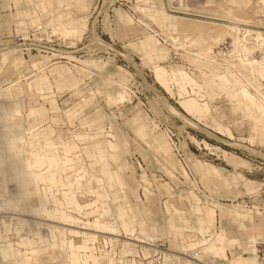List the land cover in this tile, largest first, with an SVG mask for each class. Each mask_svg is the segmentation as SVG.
<instances>
[{
  "label": "rangeland",
  "instance_id": "1",
  "mask_svg": "<svg viewBox=\"0 0 264 264\" xmlns=\"http://www.w3.org/2000/svg\"><path fill=\"white\" fill-rule=\"evenodd\" d=\"M82 1L81 4L84 5H81V9L69 7V9L64 10L59 3H57V0V4L55 5L57 7L56 10V8L54 9L55 6L52 7L50 0H44L45 5L42 10L39 0H21L18 4L14 0H0V137L7 125H9L8 121H6V117H15V122L21 123L28 129L32 124L44 121L45 127L50 126L56 131L55 134L47 137L46 142H50L47 147L50 146L53 148V152L51 151L52 154L61 157L60 151L62 149H54L59 147L56 140L58 134L62 137L64 136V139H68L69 136L73 139L75 134L82 132L84 135H77L75 138L76 141H82L83 139L95 140L97 136L100 140H104V145L109 141H113L111 137L112 134H117L122 142H129L126 151L120 154L117 162L111 159L116 153L110 154L111 149L109 147H106L105 154L98 152L99 156H107L105 163L102 164L93 154H87V152H85L84 148L86 145L82 142L77 143V145L83 148V154L78 153V155L82 154L81 158L79 156L81 160L78 165L80 168H83V165L86 166V169L92 174H101L103 167L106 165H110L112 172H115L120 168L123 162H128L124 167L126 172L121 173L126 193L119 194L120 199L118 203L110 202L112 213L108 212V216L101 217L98 215L100 213L99 210V213L95 215L96 217L94 219L102 218L101 221L105 224L114 226L119 230L120 226L117 225V223L120 224V220H118V208L124 207L127 211L126 219L130 223L133 224L134 219L137 218L138 223L144 222L146 227L144 226L141 228L140 226H134V228L137 229L135 234L132 226L128 228V233L125 234L123 231V236L135 237L136 235V237L141 238L140 240H143L146 238L143 237V235H147L144 233L151 231L152 236L166 243L169 249L168 262L170 264H190V261H197L204 264H227L220 260L214 262L212 257L205 256L204 250L206 247H203L199 251L198 249L186 245L183 251V243L190 242L191 238L179 234L171 235L168 231H170L172 227H177L179 229H185L178 230L174 228L178 233H184V231H186V233L196 235L197 238L208 237L210 235V237H213L212 243H216L214 240L216 237V228L217 231L226 230L231 236L241 241V245H237L233 253L242 254L245 248L249 246V244L246 243L249 239L247 235L249 232L241 230L237 222L228 218L222 220L218 218L216 227L215 220L210 221V225L201 227L200 216L203 206L209 205L211 210L217 211L213 203L216 202L241 204V210L252 211L253 217L257 223L261 219L264 220V215L262 217L257 215L258 210L255 209V207L259 206L264 212V137L262 135V130H264V119L261 118L264 117V103L261 102V99L255 96L253 92H250V90L248 91L244 87L243 81L233 71L228 70L223 73L212 71L208 79H200L203 83L211 84L207 99L210 103L212 112L208 120L209 122L207 120L198 121L196 118L189 115L186 116L185 112L178 105L179 96L177 94L174 96L168 94L155 81L151 66L155 62H161L156 59L157 54L155 52L151 54L154 58L150 57V59H152L154 63L150 65L148 60L142 57L136 49L129 45L135 37L139 36L142 38L145 36V28L134 20L132 31L130 28H127L126 31V28L117 21L118 11L124 12L128 16L132 15L126 8H116L113 14H110L109 10L111 9L109 8V4L112 0ZM84 1L87 2L84 3ZM227 1L228 0H162L161 5H164L167 10L168 7H170V15L185 18L186 21L188 19L187 22L194 20L202 21L203 23L200 25H207L209 23L211 26L208 24V27H204L207 29H218L220 34L223 25H227V23H220L209 18L212 17L214 13L212 11L209 13L207 10L213 8H206L205 6L211 4L217 7H225ZM236 1L237 0H230L229 4H231V2L236 3ZM250 1L251 5L249 7L248 5L243 6L245 7L244 9L247 10L241 9L240 14L244 16L240 14H238V16L240 15L239 17L251 19L255 25L263 26L264 0H262L261 3L259 0ZM85 4L89 6L87 7ZM137 6L138 5L135 4L134 1H132V5L130 4V7L135 12L137 11ZM23 10H34L38 15H41L36 19H32L33 22L37 20L36 24H33L32 21L30 23L29 17L18 15V11ZM47 11L51 16L46 15ZM70 11L73 17L75 15L84 16L88 19V29L82 34V37H79L81 34L77 36V38H74L75 36L72 37L69 27L61 25L56 28L53 26V18L57 14ZM242 11L244 12L242 13ZM187 13L193 15L187 16ZM159 16L162 17V29H165L164 31L167 32V34L171 33V24H169L171 18L164 14ZM21 21L25 23L19 24ZM48 22H50V25ZM39 23L45 25L46 28L39 37L42 41L41 44L44 46L41 49L43 52L40 54L34 52L33 54L26 55L25 50L30 41L22 39V36L25 37L26 32L31 29L33 25L35 26ZM177 34L178 36L176 37L179 38L180 42H186L185 44L189 45V40L185 39L181 41L183 35L181 33ZM179 34L182 36H179ZM98 37L105 42L113 40L115 42V50L106 53V50L102 46L98 47L97 44L94 43ZM151 39L157 43L154 38ZM75 44L77 46H75ZM121 46H124V49H121ZM159 49L163 50L168 55V58L161 63L162 65H182L188 67L189 62L186 56L177 60L171 56L172 48H170V51L165 48L162 49V47ZM8 52H10V59L5 64L2 60V56ZM117 53L123 54L125 58H121ZM180 53L185 55L184 52ZM53 55L56 56L54 57ZM66 56L74 60L71 61L66 58ZM19 60L23 61V65H19L18 68L12 66L13 62ZM85 60L107 63L108 65L101 71L95 67H91L90 69L86 68V70L88 69L87 73L89 72V74H87L74 67V65L83 67L78 61ZM191 60L192 59L189 61L193 63L197 62L195 59ZM2 61L4 64H2ZM39 61L44 62L45 66L48 67L46 73L50 76L52 82H54V77H52L49 72L64 69L68 75L75 77L80 82V85L77 89H66L63 92H58L56 88L54 89V93H49L47 90L44 95L38 94L35 91H33V93L30 92L26 85V77L33 74L29 72L33 70V64ZM119 67L123 68L125 72H121L118 69ZM198 68L201 69L202 65L194 67L191 74L199 75ZM24 75L25 77L23 78ZM222 75H228V77L225 78ZM109 77L117 81L121 80L127 84L129 102L120 105L108 102L110 98L108 96L109 91L105 93L108 88L105 79H109ZM17 80L21 81L19 86H22V92L19 96L18 93L21 89L19 86L11 90H6L11 82H17ZM262 80L264 82V78ZM100 83H105L106 86H102V89H104V87L106 88L105 90L101 89ZM174 91L175 93L178 92L177 87H175ZM248 92L254 95L253 100L255 104L253 106H255L260 113L255 120L256 123H259L258 120L263 119L260 120L259 125L256 124L257 134L255 136L259 138L255 141L252 140L254 144L249 142L254 138V126L251 124L252 120L247 118L238 106L240 101L239 93L241 95H246ZM12 98H15V100ZM55 101H57V103ZM16 104H18V106H16ZM55 106L59 107L57 111L53 110ZM167 106H170V108L174 107L179 114H174ZM33 108H40L47 112L42 115L40 113L30 115V110ZM212 119H215L217 123L223 126L229 127L234 138L231 139L220 130H216V123H214L215 121ZM205 121L207 123H205ZM147 123L148 126H153V138L159 140L167 154L159 153L156 148H152L151 143L149 144L147 142L150 138L143 130L144 125ZM147 133L149 134V132ZM80 136L82 137L79 138ZM67 139L66 141H70ZM196 141L200 142L202 147H199ZM205 142L210 145V149L206 148ZM217 147L220 149L218 150ZM45 148L46 144L44 147H28L23 151V156L21 154L23 160L18 163L19 167L17 168V172L21 173L23 171L25 158L29 157L30 152L42 149L45 153H49ZM75 148L76 146L71 143L72 152ZM176 150L180 151L182 158L178 157ZM223 151L228 154L225 155ZM74 152L77 153L76 150H74ZM234 156L238 162L232 160ZM6 157H9V154H6ZM206 164H208V167ZM204 166L210 171H205L203 169ZM183 168L189 174V179L183 174ZM214 169H217L218 173H214ZM167 170H169L170 173ZM6 173L9 187L7 198L16 195L18 198L24 200L25 192L33 190L32 186L27 183L28 179L26 178L25 182L16 180L18 186L11 180L9 172ZM74 174L75 173L70 172L69 175L65 176V181H74L69 184L71 188L73 184L76 185V176ZM108 179V177H105L106 184L108 183ZM147 180L150 184L145 182ZM93 182L94 184L90 185L84 182V189L81 190L80 186L79 191L77 187H75V196L82 205L98 201L93 190L99 188L96 187L95 181ZM226 183L230 185H226ZM62 193L63 192H61V196ZM165 201H169L165 203L166 208L164 206ZM1 203L0 200V204ZM34 204H40L39 199H37ZM41 204H43V201ZM127 205H131V208L127 207ZM169 205L170 212H167L166 209ZM33 206L36 207V205ZM22 207H25V205L23 204ZM98 207L101 208V205L99 204ZM67 210L70 211L71 215L74 217L86 221L87 217L80 214L78 210L74 208H67ZM89 212H91V210L88 211V213ZM9 213L19 214L23 213V210L19 208V212L9 211ZM24 213L25 215L15 216L21 217L22 220L13 218L12 221L11 218L8 217L5 218V222H0V264H21L20 259L4 261L5 258L10 257L6 254L10 249L8 247L9 243L12 244V249L26 253L32 250V247L27 248L29 242L32 243L33 249L38 250L35 264L68 263L69 258L66 251H60L59 249L52 251L46 249L49 244L51 233L47 224H54L39 220V218L35 216L28 215L27 212ZM88 217L90 219L87 220H94L92 216ZM203 217L212 220V216L207 213L204 214ZM23 219L28 221H24ZM41 219L47 218L42 217ZM136 225L139 224L136 223ZM199 226L203 231H208V236L198 233L197 230ZM140 232L143 233V235ZM39 234L44 236L43 241L40 240L39 242L40 245L32 240H36ZM260 234L262 233L260 232ZM97 235H100L98 239L99 246L105 247L116 260H119V250L122 248L124 249V245L127 244L125 242L132 243L128 246L129 250L132 252V256L136 255L137 250L140 249L144 252L146 250H149V252L152 251L149 245L137 241L131 242L125 239V237H115L118 241L114 242V244H112L113 248H111V244L105 246V237H101H109L108 235L100 233H97ZM262 235L261 239L264 240V233ZM68 237L74 239L77 244L83 241V237L77 238L71 235H68ZM200 242L201 241H198V243ZM133 244H137V246L135 247ZM174 251L175 253L178 252L179 256L176 255L178 256L177 258L172 256L175 254ZM4 253L5 255L3 256ZM197 254L200 257L195 258ZM231 254V251H229L230 257ZM51 256L53 257L51 258ZM193 257L194 259H191ZM54 258L58 259V261ZM71 258L75 259L76 262L79 260L73 254ZM91 258L93 259L92 255ZM95 259H97L96 262L98 264L99 259L97 257H95ZM99 263L108 264V261L99 260ZM93 264H96L94 260Z\"/></svg>",
  "mask_w": 264,
  "mask_h": 264
},
{
  "label": "bare ground",
  "instance_id": "2",
  "mask_svg": "<svg viewBox=\"0 0 264 264\" xmlns=\"http://www.w3.org/2000/svg\"><path fill=\"white\" fill-rule=\"evenodd\" d=\"M259 1L261 3L262 0H259ZM54 2H55V4L58 3L57 0H54ZM235 5L229 4L225 7H221V6L217 7V6H213V5L209 4V5H206L205 7L206 8L207 7L213 8V9L207 10V12L209 11V13L212 11L214 14H217V15L222 16V17L227 18V19L230 18V19L241 21V22L249 23L250 19L239 17L240 15L244 16L243 14H240V12H241V9L242 8L244 9L245 7L239 6V5L235 6ZM85 6L88 7L89 5L85 4ZM87 7H85V8H87ZM252 7H254V6H252ZM136 10L139 13H143V12L145 13V11H146L141 6H137ZM244 10H247V9H244ZM243 12L244 11H242V13ZM161 14H164L167 17L171 18V20H169V22H170L169 24H171V26L170 25L169 26L171 27L170 30L172 32L169 34H167V32L164 31L165 29L164 30L162 29V26H161L162 25V19H161L162 17L159 16ZM238 14H240V15L238 16ZM74 15H75V13H74ZM148 16H149V18L154 20L155 23L157 24V26L162 30V32L168 38H170V41L172 44H176L179 42L183 47L186 46V44H185L186 42L185 43L180 42L179 38L176 37V36H178L177 33H181L184 36V39H183V36L181 34H179V36L180 35L182 36L181 41H183L185 39L189 40V46L197 49L194 54L190 53V55L192 54L193 57H196L194 59L197 61L195 63V64H197V67H199V65H202L201 69L198 68L199 72H200L199 75H195L193 73L191 74V72L188 70V68L185 66H182V65L164 66L161 63H154L151 66V71L154 74V78H155L156 83L158 85H160L168 94H170L172 96L177 94L179 96L178 105L185 112L186 116L189 115L193 118H196L198 121H203V120L208 121L209 120L212 112H211L210 103L207 99L209 96V91L211 89V84L210 83H203L200 79H202V80L208 79L210 77L212 71H216L219 73H223V72H226L228 70L233 71L243 81L244 87L248 91L250 90V92H253L254 95L257 96L258 98H260L261 102L264 103V82L262 80L264 78V55H261V57L254 58V59H244V60H241L237 64H230L225 68H222V66L214 60L213 49L217 45H219L220 43L224 42V40H226L228 37L232 38V41H233V46H234L233 54L236 53L240 49L241 40L238 36H236L233 33L236 31V29H234L231 26H223L222 27L223 29L220 30V34L223 36L222 37L219 34L218 29H216V30L215 29H207L204 27V26H207L209 23L207 25L206 24L200 25L201 23H203L202 21H195L194 20L195 22L194 21L187 22L188 19L186 21L185 18H181V17H177V16H173V15L168 14L165 11L163 6L160 7L159 9H157V11L154 13V15L148 14ZM130 17L134 21V18L132 16H130ZM53 19H54L53 20V22H54L53 26L54 27L57 28L58 26H61V25L65 26V27H69V29L71 30L70 33H71L72 37L75 36L74 38H77V36H79L80 34H81V36H79V37H82L83 36L82 34L85 33V31L88 29V25H89L87 17L76 16V15L73 17L72 13L71 14L60 13L57 16H55ZM36 21L37 20H34V22L32 21L33 24L34 23L36 24ZM48 24L50 25V22H48ZM220 26H222V25H220ZM144 34H145V36H144L145 38H154L157 41L159 47L168 49L170 51V49L168 47L161 45L152 33L148 32L146 30ZM258 37H260L259 34H258ZM247 50H249V48H246V51ZM2 57H3L2 60L6 64V62H8L10 59V52L3 54ZM57 58H58V56H57ZM66 58H68L71 61L74 60L71 57L66 56ZM189 59H191V58L189 57ZM3 61H2V64H4ZM98 61H100V60H98ZM76 62H77V60H76ZM78 62L81 63V65H83V67H79V66H75V65H74V67L76 69H78V70L80 69V71H82V72L84 71L86 73H87V70L90 69L91 67H95L97 69H100L99 71H101V70H104L106 68V66L108 65L107 63H99V62L93 61V60H85V61H78ZM101 62H102V60H101ZM199 62L204 63V64H200ZM16 63L18 65H23L22 60H19ZM32 68H33V70L29 73H33V74L29 77H26V80H30L31 78H35L39 75H44L48 69V67L45 66V63L41 62V61L34 63ZM86 68H88V69L86 70ZM95 68H94V70H95ZM118 69L121 72L124 71V69L121 67H119ZM87 74H89V72ZM24 77H25V75L23 76V78ZM223 77L227 78L228 75H224ZM110 78L111 77H109V79H105L106 84L108 85V88H109V89L107 88V90L105 92V93H107V91H109L108 96L110 98V101H108V102H111L112 104H115V105H119V104H123L125 102H129L130 99H128L129 95L127 94V92H128L127 91V88H128L127 84L121 80L117 81L113 78H111V79ZM20 84H21V81L17 80V82H13L10 84L9 89L11 90V89L15 88L16 86H19ZM103 85H105V83L104 84L100 83L101 89H102ZM20 87L21 86H19V88ZM175 87H177V91H178L177 93H175V91H174ZM28 88L33 93L34 86L31 84V85H29ZM105 89L106 88L104 87V89H102V90H105ZM15 94H17V93H15ZM247 101L251 105L255 104V101L252 98H247ZM167 107L169 108V110L171 109V111L174 114H179V112L174 107H171V108H170V106H167ZM261 118L264 119V117H261ZM263 119H260V120H263ZM260 120H258L259 123L257 122L258 125L260 124ZM213 121H215L214 123H216L217 128H215V126H214V128L216 130H220L222 133L226 134L231 139L234 138V135H233L231 129H229V127L223 126L220 123H217L215 119ZM205 123H207V122L205 121ZM152 128H153V126H148V123L144 125V131L147 135H149V138H150L149 140H147V142L149 144L151 143L152 148L153 147L156 148L159 153L167 154L166 150L163 148V146L161 145L159 140H156L155 138H153L154 129H152ZM220 131H218V132H220ZM147 132H149V134ZM63 137L60 134H58V140L60 142V144H59L60 148L59 149H62L61 150L62 152L60 151L61 157H58L57 155L52 154L51 151L53 149H45L49 153H45L42 149H40L38 151L30 152V158L28 159L29 173H32L33 171L38 170L39 173H37V174H41L42 169H44L45 167L51 168V167L56 166L59 168H58V171L53 172V178L54 179H53L52 184L49 185V184L45 183V184L38 186V188L42 191V196L44 197L45 205L43 207H37V206L34 207L32 205L29 207L30 209H28V210L32 216H35L39 219H41L42 217H46L47 219H42V220L54 224V225L47 224V226H49V228H50L51 233H50V237H49V244L46 247V249L52 250V251L53 250L56 251V249L57 250L59 249L60 251H66L69 259H68V263H65V264H93V260L97 264V262H96L97 259H95V257H97L99 260L108 261V264H117L116 260L112 257V255L110 254V252L108 250H103V251H101L100 254H98V252H96L97 250L95 248V243L98 241L99 236H100V235H97V233L108 235L109 237H107V236H101V237H105L104 240L106 241L107 244H114V242L118 241V239H116L115 237H125V236H123V231H121V229L117 230V228H115L114 226H108V224H105L103 221H101L102 218H96L93 221H90L87 219H86V221H83L77 217H74L73 215H71V212L67 210L66 203L64 200V195L62 194V196H61V191H63V190L72 191V188L70 187L69 184L74 182V181L66 182L64 180V177L69 175L70 172H73V173H75L74 175L76 176L75 183L79 184L81 186V188H82V185L84 182H87L90 185V184H94L93 181H95V184L97 185L96 187H98L99 189H94L93 192L96 195V197L98 198L99 204L101 205V208H99V210H100L99 215L101 217H104V216H108V212L112 213L111 206H110V200H111L110 197L111 196H110V193L107 191V189L104 186L103 179L101 177H99V175H97V174H92L89 170L86 169V166L83 165V168H80L77 166L78 160H80L81 157L79 158L78 154H75L72 152L71 142L66 141L67 138L64 139ZM67 140H69V138ZM194 140H196V139H194ZM249 142H252V140H250ZM196 144L199 147H202V144L200 142L196 141ZM204 144H205L207 149H210V145L207 142H205ZM19 145H21V144H19ZM28 147H31V148L34 147L35 148V147H38V145L36 143H34L33 141H31L25 145V147H24L25 150ZM106 147H109L111 149L110 153H116L115 144H112L110 141L108 143H106V145H104L103 148L99 149L98 152L101 154H105V149H107ZM219 149L220 148H218V150ZM212 151H213V149H212ZM223 152L225 153V155L228 154L225 151H223ZM105 160H106L105 156H101V158H99V161L101 163H104ZM183 170H184L183 174L185 175V177L187 179H189L187 171L184 168H183ZM84 180H86V181H84ZM145 182L147 183L148 180ZM148 183L150 184V182H148ZM34 188L35 187L32 186V189H34ZM8 194H9V192H8V186H7V179L4 176V177L0 178V200L2 202L0 204V212L1 213H3V212L9 213V211L19 212V208H20L19 204L13 198H9V197L7 198ZM37 196L38 195L36 194V197ZM130 206L131 205H127V207H129V208H130ZM165 208H166V206H165ZM168 211L170 212V206L167 207V212ZM259 211L263 212L261 210V208H259ZM201 212L204 214L207 213L208 215L212 216L213 220H215V213L213 210L210 209L209 205L203 206L201 208ZM17 215H19V214H17ZM12 216L14 219L16 218V217H14L15 215L12 214ZM133 219H134V217H133ZM136 223L139 225H136ZM143 223L144 222L138 223L137 218H136V219H134L132 226H133V228H134V226H140L141 227V225ZM144 226H145V223H144ZM140 230H141V228H140ZM134 231L136 234L137 229L134 228ZM141 234L143 235V233H141ZM68 235H71L72 237H77V238L83 237V241L81 243L77 244L75 242V240L69 238ZM143 237H154V236L147 234L145 236L143 235ZM125 239H127L131 242L137 241L139 243L148 244L152 241L154 242L155 240H158L159 238H156V237L150 238V239L145 238L143 240H140L141 238L136 237V235H135V237H125ZM211 241H212L211 239L206 240V241H201L200 243H198L197 247L200 249V248H203L205 246H208L209 247L208 250H210L212 252V251H214L215 248H214V245H210ZM255 241H254V243H255ZM125 243H127L126 244L127 246L124 245ZM125 243L123 244L124 245V252L132 254V252L129 250V247H128L132 243H129V242H125ZM133 245H135V247L137 246V244H133ZM193 251H195V250H193ZM254 251L256 252L255 248H254ZM72 254L77 259H79L77 262L75 261V259L71 258ZM90 254L92 255L93 259L91 258ZM144 254L147 257L150 254L149 250H146ZM15 256L17 257V259L21 260V264H35L34 255L25 254L24 252H22L20 250H18V251L16 250ZM52 257L53 256H51V258ZM197 257H199L198 254L195 256V258H197ZM54 259L58 261V259H56V258H54ZM54 259H53V261H54ZM191 259H194V257ZM12 261H14V259H12ZM190 263H191V261H190ZM55 264H57V263H55Z\"/></svg>",
  "mask_w": 264,
  "mask_h": 264
},
{
  "label": "crops",
  "instance_id": "3",
  "mask_svg": "<svg viewBox=\"0 0 264 264\" xmlns=\"http://www.w3.org/2000/svg\"><path fill=\"white\" fill-rule=\"evenodd\" d=\"M14 1L17 4L21 2V0H14ZM28 1H30V0H28ZM39 2H40L39 3L40 6L43 10V6L45 5V2H44V0H39ZM81 2H83V1L82 0H58L59 5L64 10L69 9V7L81 9V5L82 6L84 5V4H81ZM50 3L52 5V7H54L56 5L54 0H50ZM84 3H86V1H84ZM231 4H233V5L236 4L237 6L238 5L239 6L248 5V7H249L251 5V1L250 0H237L236 3L231 2ZM55 8L57 10L56 6L54 7V9ZM50 13H52V12H50ZM61 13L71 14L72 12L70 11V12H61ZM18 15L29 17L30 23H31L32 19H36L38 16L39 17L41 16V15H38V13H36V11H34V10L18 11ZM46 15L51 16V14H49L48 11H47ZM117 21L119 24H122L126 28V31H127V28H130L132 31V27L134 26L133 25L134 21L131 19L130 16L126 15L124 12L118 11ZM24 23H25L24 21H21V23H19V24H24ZM133 32H134V30H133ZM129 45H131L134 49H136L142 55V57H144L146 60H148L150 62V65L152 63H154V62H152V59H150V57L154 58L153 55H151L154 52L157 54L156 59H158V61H161L160 63H163L168 58V55L163 50H160L159 45L157 43H155L154 41H152L151 38H145V37L140 38L139 36H137V37H135V39L132 42L129 43ZM155 63H157V62H155ZM12 66L18 68L19 65L16 62H13ZM49 73L52 77H54V82H52L50 79V76H48V74L45 73L44 75H39L35 78H31L30 80H26L27 81V84H26L27 87H29V85L32 84L34 86L35 92H37L38 94L44 95L47 90L49 93H54L55 92L54 89L56 88V90L58 92H63L66 89H77L78 86L80 85V82L75 77L68 75L66 73V70H64V69H60V70L58 69V70L50 71ZM13 82H15V81H13ZM13 82H11V83H13ZM9 87H10V85H9ZM9 87L6 90H10ZM21 92H22V86H21V89L19 91V94ZM19 94H18V96H19ZM239 96H240V101H239L238 106L240 107V109L244 113V115L247 118L252 120L251 124H253V126H254V129H253L254 138L251 140L255 141L257 138H259L258 136H255L257 134L256 133L257 132V126H256L257 123L255 120H256L258 114H260V113L256 109L255 106L250 105V103L247 101V98L253 99L254 95L251 94L250 92H248V93H246V95L245 94L241 95L239 93ZM17 97H15V98H17ZM15 98H12V99L15 100ZM55 102L57 103V101H55ZM16 106H18V104H16ZM16 106H15V108H16ZM58 109H59V107L55 106V108L53 110L57 111ZM46 112L47 111H44L43 109H40V108H38V109L33 108L30 110V115H33L36 113H40L42 115V114H46ZM6 121H8L9 125H7V127L3 131L2 136L0 137V177L5 176L7 179L8 176H7L6 172H9V176L11 177V180L13 182H15L16 184H17L16 180H21V181L25 182L26 178H27L28 179L27 183L29 185L35 187L33 190H28L25 192V194H24L25 199L24 200L18 198V196H16V195L11 197L19 204V207L23 210V213H19V215H17V214H13V215H15V216L25 215L24 212H27L28 215H31L29 210H28V209H30L29 208L30 206L36 205L38 207H43L45 205V200H44V197L42 196V191L38 188V186L45 184V183H47L49 185L52 184L53 179H54L53 178V172L58 171L59 167H56V166L51 167V168L45 167L44 169H42L41 174H37V173H39L38 170H35L32 173H29L28 159L30 158V153H29V157L25 158V163H24V167H23L24 169L21 173L17 172V168L19 167L18 163L23 160L21 157V154L23 156V151H25L24 147L28 142L33 141L38 146H44L46 144L45 149H53L50 146L47 147V145H49L50 142H46V141H47V137H49V135L51 136L52 134H55L56 131L50 126L45 127L44 121H41L40 123L32 124L29 127V129L25 128V126L22 125L21 123L15 122L16 121L15 117H10V116L6 117ZM251 124H250V126H251ZM143 130H144V127H143ZM26 133H28L27 134L28 137H26ZM77 135H84V134L82 132L77 133L73 136V139L71 136H69V138H70L69 140L71 141L72 145L76 146V148L74 150H76L77 153H75L74 150H73V153L78 154V153L83 152V148L81 146L77 145L78 142H82L84 145H86V147L84 148L85 152H87V154H93V156L97 157V160H99V158H101V156L98 155V149H101L104 147V144H103L104 140H100L96 136L95 140L83 139L82 141H76L75 138ZM262 135L264 137V130H262ZM81 137L82 136H80L79 138H81ZM111 137L113 138V141H110V142L114 143L115 147H116V154L110 153V154H115V156L111 159H113L114 161L117 162V160L120 157V154H123L126 151V148L128 147L129 142H122L117 134H112ZM56 140H57V145L59 147L54 148V149L60 148V145H59L60 142L58 140V135L56 136ZM19 144H21V145H19ZM52 145H54V144H52ZM6 154H9V157H6ZM82 154H79V156L81 157ZM4 157H6V158H4ZM105 157L107 158V156H105ZM80 160H78V163ZM232 160L238 162V160H236L235 156ZM104 163H102V164H104ZM126 163H128V162H123L121 164L120 168L115 172L114 171L112 172V170L110 169V165H106L108 168L106 166H104L101 174H97V175H99V177H101L103 179L104 186L107 189V191L110 193V196L112 197V200H110V202L118 203V201L120 199L119 194L126 193L125 192V184H124L122 177H121V173L126 172L125 168H124ZM77 166L79 167L78 164H77ZM206 166L208 167V164H206ZM206 166H204L203 169L205 171H210L209 169L206 168ZM123 168H124V170H123ZM167 171L169 172V170H167ZM213 172L218 173L217 169H214ZM105 177L109 178L108 183H107L108 185L106 184ZM64 180H65V177H64ZM227 184H229V183H226V185ZM7 186H8V183H7ZM75 187H77L78 191L80 190V185H77V184L74 185L73 184L72 185V191H66V190L61 191V192H63L62 194L64 195V200L66 201V207L69 209L74 208L75 210H78L80 214L85 215L87 217L86 219H90L88 216H90V217L92 216L94 219L96 217L95 215L97 213H99V207H98L99 202L96 201L93 203H88L86 205H82L77 200V197L75 196V193H74ZM82 189H84V183L82 185L81 190ZM8 192H9V187H8ZM111 192H112V194H111ZM36 194L38 195L37 197H36ZM37 199H39L40 204H34V202ZM42 201H43V204H41ZM213 203H214V207L217 209V211L213 210L215 213V217H216L215 227H216V224L218 222V218H220L221 220L224 218H228L230 220H233L234 222H237L240 225L241 230H243L245 232H249L247 234L249 239L246 242L247 244H249V246L247 248H245V251L242 254L233 253V250L235 249V247L237 245H241V243H240L241 241L238 238L231 236L226 230L217 231L215 228L216 237L214 238V240L216 241V243H212L213 237H210V235L208 236L207 235L208 231L207 230L203 231L200 228V226H199V229L197 230L198 233L207 235L208 237L197 238L196 235L186 233V231H184V233H178L177 231L174 230V228L178 229V230H185V229H179L177 227L170 228V231H168L169 234H171V235L179 234V235H184L186 237L191 238L190 242L183 243V246H182L183 251L185 250L186 245H188V247L198 249L200 251V249H202V248L199 249L197 247L198 241H203V240L206 241V240L211 239L212 241H211L210 245H214L215 249H214V251L211 252L210 250H208L209 247L205 246L206 248L204 250L205 251L204 253H205V256L212 257L214 259V262H216L217 260H220V261L226 262L227 264H258L257 258L255 256V251H254V241L257 239H261V237L263 236L262 234L264 233V220L261 219L257 223L253 217L252 211L241 210V208H242L241 204H227V203H216V202H213ZM23 204L25 205V207H22ZM258 207H255V209L258 210L257 215L262 217L264 215V213L259 211L260 207L259 208ZM130 208H131V206H130ZM90 210H91V212L88 213V211H90ZM126 214H127L126 208H124V207L118 208V220H120V224H118L117 222L116 223H117V225L120 226V229L122 231H124L125 234L128 233L127 232V231H129L128 228H131L133 225L132 223H130L126 219ZM112 216H115V215L112 214ZM203 216H204V213L201 212V216H200L201 227L210 225V221H213V219L208 220V219L204 218ZM16 218H18L19 220H22L21 217H16ZM23 220L28 221L25 219H23ZM39 220H42V219H39ZM247 223H248V225H247ZM142 227H144V223L141 225V228ZM145 227H146V225H145ZM153 229H156V228H153ZM260 232L262 234H260ZM144 234L152 235L151 231H148V233H144ZM43 237H44L43 235L39 234V237H37V240H34V239H32V240L35 241L37 244H40L39 242H40V240L43 241ZM146 238L150 239L151 237H146ZM44 240H45V238H44ZM8 247L10 249L7 251L6 254H8V256H10V257L5 258V261L10 260V259L11 260L17 259V257L15 256L16 250L11 248L12 244L9 243ZM27 248H31L32 250H31V252H26L25 254L34 255L35 258L38 256V250L33 249V245L31 242H29V244L27 245ZM229 251H231V253H232L231 257L229 255ZM174 253H175V251H174ZM247 254H249V255H247ZM4 255H5V253L3 254V256ZM176 255H178V252L173 254L172 256L174 258L175 257L177 258L179 255L178 256H176ZM98 264H101V263H99V260H98Z\"/></svg>",
  "mask_w": 264,
  "mask_h": 264
},
{
  "label": "built area",
  "instance_id": "4",
  "mask_svg": "<svg viewBox=\"0 0 264 264\" xmlns=\"http://www.w3.org/2000/svg\"><path fill=\"white\" fill-rule=\"evenodd\" d=\"M132 1H134V3L137 4L138 6H141L143 9H145L146 12L145 13L144 12L139 13L138 11L135 12L130 7V4L132 5ZM229 1L230 0H228L225 4L229 5L230 3ZM161 2L162 0H130V1L112 0V2L109 4V8L111 9L109 11L110 14H113V11L116 8H120V9L126 8L127 11L132 15L134 20H136L148 32L152 33L161 45H164L169 49L172 48L171 56H173L174 59L179 60V58H183V56H186L188 58L187 61L189 62L187 68L191 72L193 71L194 67H197V64L190 62L189 57L191 59L196 58L193 57L192 54H194L197 49L194 47H190L188 44H186V46L183 47L179 42L176 44H172L170 38H168L162 32V30L157 26L155 21L149 18L148 16V14L154 15L157 9H159L162 6ZM165 11L168 14H170V7H168V10L165 9ZM186 15L192 16L193 14L187 13ZM209 18L220 23H227V25H223V26H231L234 29H236V31L233 33L236 36H238L241 40L240 49L234 54H233V49H234L233 41L232 38L230 37H228L226 40H224V42L220 43L213 49L214 60L218 64H220L222 68H225L230 64H237L244 59H254L261 57V55H264V25L263 26L255 25V23L251 19L249 23L241 22L238 20H229L217 14H214L212 17ZM215 24L219 25L218 23ZM44 29H46L45 25L38 24L32 26V28L26 32L25 37L22 36V39H27L30 41L28 47L25 50L26 55L33 54L34 52H36V54H40L43 52V50L41 49L44 46L41 44L42 41L39 37L44 32ZM258 34L260 35V37H258ZM94 43H96L98 47L102 46L103 48H105L106 53H109L108 51L115 50L114 49L115 42L113 40L109 42H105L100 37H98V40L96 39ZM75 46L77 45L75 44ZM246 48H249V50L246 51ZM121 49H124V46H121ZM180 52H184L185 55ZM190 53L192 54L190 55ZM117 54L121 58H125L123 54L121 53H117ZM201 62L199 63L204 64ZM27 134L28 133H26V137H28ZM176 151L178 157L182 158L180 151L179 150ZM166 202H164V206H166L165 205ZM8 217L11 218V220L13 221V217L11 213L0 212V222H5V218ZM104 244L105 246H108L105 240H104ZM148 244L151 247L152 251L147 257L144 254L145 252L142 251L141 249L137 250L136 255L132 256L130 253H125L124 249L122 248L121 250H119V254H120L119 260L115 259L117 264H170L168 262L169 249L167 248L166 243L164 241L158 239ZM110 247L113 248V245L111 244ZM95 248L98 254H100L101 251L106 250L105 247L99 246L98 241L95 243ZM254 248L256 250L255 255L257 257L258 264H264V240L257 239L254 243ZM190 264H204V263L194 261L191 262Z\"/></svg>",
  "mask_w": 264,
  "mask_h": 264
}]
</instances>
